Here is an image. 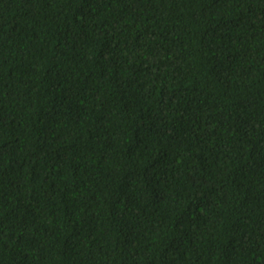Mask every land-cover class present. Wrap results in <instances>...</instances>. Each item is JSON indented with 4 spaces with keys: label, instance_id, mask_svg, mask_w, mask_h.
I'll return each instance as SVG.
<instances>
[{
    "label": "trees",
    "instance_id": "1",
    "mask_svg": "<svg viewBox=\"0 0 264 264\" xmlns=\"http://www.w3.org/2000/svg\"><path fill=\"white\" fill-rule=\"evenodd\" d=\"M0 264H264V0H0Z\"/></svg>",
    "mask_w": 264,
    "mask_h": 264
}]
</instances>
